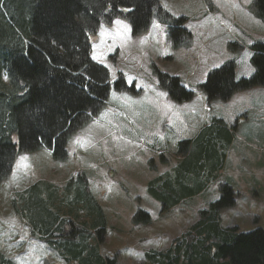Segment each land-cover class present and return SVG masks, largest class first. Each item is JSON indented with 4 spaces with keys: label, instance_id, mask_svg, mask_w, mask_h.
Returning a JSON list of instances; mask_svg holds the SVG:
<instances>
[{
    "label": "rangeland",
    "instance_id": "obj_1",
    "mask_svg": "<svg viewBox=\"0 0 264 264\" xmlns=\"http://www.w3.org/2000/svg\"><path fill=\"white\" fill-rule=\"evenodd\" d=\"M158 1L174 18L187 20L184 28L191 38L184 41L179 33L172 38L170 25L159 20L137 37L125 20H119L115 32L102 26L93 46V60L109 71L112 82L122 74L141 94L113 90L106 111L72 137L66 161L56 162L41 149L29 154L21 170L32 177L33 185L45 179L55 181L59 188L78 173L92 178L94 197L106 218V233L98 234L105 237L102 254L117 264H153L145 254L168 249L174 239L188 233L207 208L209 196L232 200L229 192L221 191L225 182L221 181L212 192L164 212L148 192L152 179L180 161L178 157L175 162L179 143L195 139L214 120L235 129L233 170L227 177L236 193V206L219 210L220 224L239 232L264 228V87L238 92L230 100L208 101L201 86L215 69H223L231 61L235 63L236 80L249 79L256 72L252 47L264 44V20L256 15L255 0ZM155 68L180 78L181 86L195 93L193 100H173L159 87ZM181 95L176 91V96ZM3 183L0 251L17 257V264H63L45 242L33 237L34 228L14 213L12 201L19 198L6 199ZM21 184L20 180L14 182L15 190ZM8 185L9 189L14 186ZM139 211L150 215L149 225H135ZM82 220L79 225H83Z\"/></svg>",
    "mask_w": 264,
    "mask_h": 264
},
{
    "label": "trees",
    "instance_id": "obj_2",
    "mask_svg": "<svg viewBox=\"0 0 264 264\" xmlns=\"http://www.w3.org/2000/svg\"><path fill=\"white\" fill-rule=\"evenodd\" d=\"M254 6L264 20V0H255ZM116 19L127 21L134 37L157 19L170 25L172 38L177 33L184 41L191 38L184 28L187 20L174 18L158 0H0V184L21 153L48 149L57 162L66 161L70 138L103 112L113 90L141 93L128 86L122 74L111 82L109 71L92 59L101 26L110 27ZM252 50L254 75L236 80L234 62L214 70L201 85L208 101H226L238 92L264 87V44L256 43ZM155 71L159 87L173 100L194 98L180 78ZM176 91L182 95L176 96ZM233 131L224 121L214 120L195 139L179 143L176 156L182 161L148 184L149 195L164 212L218 181ZM227 183L221 184V191L230 193V202L211 201L188 233L168 249L145 257L153 264H264V228L239 232L220 224L219 210L235 205ZM23 192L15 194L19 200L12 201L14 213L63 264H117L102 254L105 237L98 234L106 233V218L84 173L64 188L42 181ZM80 219L83 225L77 224ZM150 223L148 213L135 216V225ZM0 264L17 263L0 251Z\"/></svg>",
    "mask_w": 264,
    "mask_h": 264
},
{
    "label": "crops",
    "instance_id": "obj_3",
    "mask_svg": "<svg viewBox=\"0 0 264 264\" xmlns=\"http://www.w3.org/2000/svg\"><path fill=\"white\" fill-rule=\"evenodd\" d=\"M118 22H119L118 20H116V21L114 22V24H113L112 28L110 29V31L115 32V28H116V26H117V25H120ZM233 151H234V148L231 147L230 150H229V152H228V154H227V157H226V161H225L224 167H223V169L220 171V176H219L218 181H217V182L215 181V182L211 183L210 185H208V187H206V188H205V189H204V190H203L198 196H195V197H193V198H196V197H200V196L206 195V194H207L208 192H210V191L212 192V189H213V188L215 189V188L217 187L216 184L220 183L221 181H228L227 185L230 186L231 188L233 187V186H232V181H229V178L227 177V176L232 172V170H233V161H234V159H233V157H232V155H231ZM179 158H180V161H178V163L182 161V158H181V157H179ZM177 159H178V157H175V162L177 161ZM28 160H29L28 158H25V160H23V161H19V164L17 165L16 171L11 175V177H10L7 181H5V182L2 184V193H3V195L6 197V199H10V200H11V198H12L13 195L15 196L16 193H18V192H23V191L27 190L28 188H30V187L33 185V183L31 182L32 177H31L30 175L27 176L26 174L23 175V174L21 173L22 168L25 167L26 162H27ZM178 163H176V164H178ZM176 164L169 166L170 163H169L168 161L166 162V166H169L168 169H170L171 167L175 166ZM168 169H165V171L168 170ZM87 178H88L89 186H90V188H91V185H92V184H91L92 178H89V177H87ZM17 180H20L22 184H21V188L15 190L14 182H16ZM90 180H91V181H90ZM43 181H46V180L44 179ZM46 182H48V183H50V184H55V183H56L55 181H50V180H49V181H46ZM97 182H98V178L95 180V183H97ZM9 183H13L14 186H13L12 189H9V185H8ZM91 191H92V193H93V188H91ZM214 194L218 195V193H217L216 190H214ZM93 196H94V194H93ZM193 198H191V199H193ZM216 198H217V197H216ZM216 198H212V196H209V197L207 198V203H210L211 201H215ZM95 199H96V198H95ZM187 200H190V199H187ZM207 203H206V206L208 205ZM99 205H100V204H99ZM8 207H9V206H8ZM234 207H235V206H234ZM7 209H8V208H7ZM73 217H74V216H73ZM78 221H80V220H78ZM78 221H77V224H78ZM82 221H84V219H83ZM33 234H34V233H33ZM43 241H44V240H43ZM34 256H36V255H34ZM12 259H13V260H16L17 257L13 256ZM36 259H40V258L38 257V258H36ZM33 261H36V260H33ZM22 264H27V263H22ZM31 264H36V263H32V262H31Z\"/></svg>",
    "mask_w": 264,
    "mask_h": 264
}]
</instances>
